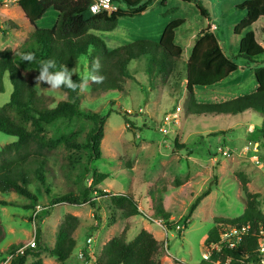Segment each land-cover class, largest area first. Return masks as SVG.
I'll list each match as a JSON object with an SVG mask.
<instances>
[{
    "label": "rangeland",
    "instance_id": "obj_1",
    "mask_svg": "<svg viewBox=\"0 0 264 264\" xmlns=\"http://www.w3.org/2000/svg\"><path fill=\"white\" fill-rule=\"evenodd\" d=\"M161 1L150 0L142 16L120 19L114 30L93 34L103 41L107 50H113L138 40L158 42L168 23L183 19L184 25L176 32L177 40L183 46V61L177 70L154 78L145 72L146 62L142 59L129 67L132 78L125 81L126 95L110 92L97 97L90 92V85L85 92H79L81 108L105 117L102 157L89 165L97 172L108 175L98 189L109 194L132 190L140 215L124 218L121 211L110 203L108 196L95 192L91 194V199L97 203V212L94 206L88 204L55 205L39 223L42 242L52 249L64 217L68 214L77 217L79 226L74 233L77 244L72 256L61 263L47 250L41 252L38 258L27 256L25 264L37 261L41 264H94L103 246L111 238L119 236L125 227L127 242L132 241L142 229L153 233L154 238L161 241L160 264H198L203 261L202 255L211 251L204 244L206 234L212 227L223 226L215 219L230 220L240 216L247 194L259 195L260 208L264 213V140L256 132L248 131L250 125L254 126L253 130L260 129L261 115L249 111L236 116H188L183 109L186 101L183 63L188 59L195 36L207 27L212 28L224 54L234 59L237 71L218 87L196 88L195 101L220 103L255 91L253 70L256 65L235 58L246 32H241L239 36L234 34V28L246 17L237 8L248 0H165L163 7ZM56 18V12L49 9L36 27L50 29ZM5 27L8 32L4 35L2 28ZM250 31L264 48V17L259 18ZM32 32L33 28L16 4L0 7V52H19ZM258 61V65H264V56ZM87 63V57H81L72 70L73 76L83 78L87 75ZM23 75L38 95L53 102L49 107L67 100L61 89L51 90L46 84L36 86L34 77L38 72H23ZM3 82L5 90L0 93V107L8 102L12 91L7 75ZM177 108H180V119L178 121L176 117L178 122L170 126L172 131L163 142L164 136L158 128L163 117ZM22 124L31 129L30 123ZM92 127V121L77 117L67 124L58 122L44 128L42 135L46 138L63 135L84 144ZM15 141L16 138L0 133V147ZM174 141L183 148L174 147ZM87 157L85 149H67L63 145L53 149L47 155L52 169V175L46 179L49 194L35 180L28 187L37 197L35 208H30V201L22 196L14 193L3 195L15 206L0 205L5 231V238L0 242V260L5 258V251L10 245L24 246L34 239L35 219L53 195L69 191L80 194L84 187L90 186V179H83ZM241 175L246 177V192L241 188ZM213 176H216V182L209 195L188 217L191 204L208 188ZM159 198L170 226L163 220L152 218V207ZM94 215L99 217L98 222L94 220ZM213 247L218 249L217 245Z\"/></svg>",
    "mask_w": 264,
    "mask_h": 264
},
{
    "label": "trees",
    "instance_id": "obj_2",
    "mask_svg": "<svg viewBox=\"0 0 264 264\" xmlns=\"http://www.w3.org/2000/svg\"><path fill=\"white\" fill-rule=\"evenodd\" d=\"M161 1V7L164 6ZM186 1V0H184ZM118 5V10L111 14L103 13L92 15L88 11L91 0H20L18 8L23 13L29 25L33 28L32 34L24 42L19 52L8 50L0 52V93H3L5 75L11 86L8 102L0 107V133L16 138V141L0 147V205L15 206V203L4 199L3 195L14 193L30 201L31 207L38 205L36 195L29 190L32 180L39 182L49 194L47 176L52 175L47 155L55 148L63 145L67 149H85L88 153L87 165L84 167V177L91 181L89 187H84L81 193L69 191L62 195H53L50 203L42 207L41 214L36 217L35 247L26 249L22 254L13 258L11 264H25L27 256L38 258L41 252L47 251L61 263L67 261L76 247L74 233L79 226V220L70 214L64 217L56 235L52 249H48L42 242V233L39 223L48 216L52 207L59 204L92 205L97 212L96 201L91 199L92 193L104 194L109 197L110 203L116 207L124 218L129 219L140 215L138 202L132 190L109 194L98 189L108 175L97 172L89 167L93 161L101 159V141L104 137L105 117L90 109L79 106V90L72 92L61 89L67 100L53 102L37 94V90L24 78L23 72L39 70V61L54 59L56 68L60 70L66 66L74 70L81 57H87V69L97 58L100 61L98 75L105 77L101 84H90V92L99 97L110 92L126 95L124 84L126 79L132 78L129 67L135 61L142 59L146 62L145 72L149 76L157 77L160 74L169 75L177 70L183 55V46L176 37L177 30L185 23L183 19L171 21L164 28L158 42L138 40L127 45L107 50L103 41L93 32H110L114 30L120 19H132L142 16L150 0H112ZM53 9L57 18L52 28L38 29L36 23L45 13ZM238 11L244 12L246 17L234 28V34L244 33L238 46L235 58H242L248 64H255L253 76L256 82L254 92L229 101L220 103H197L194 99L196 88H211L228 80L237 71L234 59L229 58L222 51L219 42L210 27L201 29L195 36L190 47L188 59L183 63L182 78L186 101L183 109L188 116H236L245 112H256L261 115V127L256 132L264 140V65H258L259 58L264 56V48L256 41L250 28L261 17H264V0H248L238 6ZM7 23H5L6 25ZM8 28H2L5 35ZM34 53L36 60L27 63L22 55ZM155 73V74H153ZM79 83L81 77L72 76ZM122 113L121 110H119ZM127 114V113H123ZM77 117H84L92 121L93 127L86 135L84 144L76 143L72 138L63 135L46 138L42 135L44 128L61 122L67 124ZM126 126L129 123L125 118ZM22 123H30L28 130ZM174 147L183 148L174 141ZM241 188H246V177H239ZM216 176L209 183L208 188L191 204L187 216L189 217L198 204L209 195ZM258 194H247L244 200V209L240 216L234 219H215L216 223L230 225L235 233L226 235L221 240L222 231L212 227L204 239V244H221L219 251H213L209 261L198 264H245L258 260V243L264 238V213L261 211ZM152 218L163 220L170 226L168 215L162 207V199L152 207ZM94 220L99 217L94 215ZM127 227L117 237L111 238L102 248L94 260V264H160L159 255L161 241L156 240L152 233L142 229L132 241H126ZM5 238V231L0 214V242ZM239 238V239H238ZM23 244L10 245L5 254L14 253ZM33 264H41L37 261Z\"/></svg>",
    "mask_w": 264,
    "mask_h": 264
},
{
    "label": "clouds",
    "instance_id": "obj_3",
    "mask_svg": "<svg viewBox=\"0 0 264 264\" xmlns=\"http://www.w3.org/2000/svg\"><path fill=\"white\" fill-rule=\"evenodd\" d=\"M104 6L107 8L108 3L105 2ZM91 10L93 14H96L98 12V7L93 5ZM21 58L27 63H32L36 60L35 54L31 52L23 54ZM55 68L56 61L54 59L39 61L38 75L34 77L35 85L40 86L41 84H46L51 90L68 89L72 92H76L77 90H79V92H85L90 83L101 84L105 79V77L97 74L100 69V61L98 58L92 62L89 73L85 75L79 83L72 79L73 72L66 66L58 71L54 70ZM10 259L11 257H9V260Z\"/></svg>",
    "mask_w": 264,
    "mask_h": 264
},
{
    "label": "built area",
    "instance_id": "obj_4",
    "mask_svg": "<svg viewBox=\"0 0 264 264\" xmlns=\"http://www.w3.org/2000/svg\"><path fill=\"white\" fill-rule=\"evenodd\" d=\"M19 1L20 0H0V7L5 8V7L11 6L12 4L17 5V3ZM105 2L108 3L107 8H105V6H104ZM93 5H96L98 7V12L96 14H93V12L91 10ZM117 10H118V5L113 3L112 0H91V3L88 7V11L92 15H99V14H103V13L111 14L113 12H116ZM179 111H180V108H177L175 111L168 113L167 115H165L163 117L162 125L158 128L159 133L164 136L163 142H165V137L172 131L170 129V126L174 125L175 124L174 122L179 121V119H180V118L178 119V117H179L178 112ZM176 117H177L178 121H175ZM89 183H91V181ZM222 225L223 226L218 227L222 231V234L220 235L221 240H223L224 237H226V235L228 236V235L235 233L234 227H232L230 225H225V224H222ZM221 244H222V242H220L219 244H216V243L212 244L211 243L208 246L211 251L208 254H203L201 257L202 260L203 261H209L211 253L213 251H219L221 249ZM215 245L218 246V249L213 247ZM34 247H35V238L32 239L31 241H29L26 245L20 247V249L18 251H16V254L15 253L7 254L4 259L0 260V264H6V262H7V264H11L14 257H16L19 254H22L26 249L34 248ZM258 254H259L257 256L258 260L256 262L250 261V262H247L245 264H264V238L260 239V241L258 243ZM9 257H11L10 260H9Z\"/></svg>",
    "mask_w": 264,
    "mask_h": 264
},
{
    "label": "crops",
    "instance_id": "obj_5",
    "mask_svg": "<svg viewBox=\"0 0 264 264\" xmlns=\"http://www.w3.org/2000/svg\"><path fill=\"white\" fill-rule=\"evenodd\" d=\"M211 30H212V28H211ZM160 37V36H159ZM221 47V46H220ZM222 49V48H221ZM189 51H190V49H189ZM189 51H188V53H189ZM221 84H223V83H221ZM221 84H219V85H217V86H214V87H218V86H220ZM242 115H244V113L242 114ZM250 127V129H248V131H252L253 129H254V126L253 125H250L249 126ZM153 234V233H152Z\"/></svg>",
    "mask_w": 264,
    "mask_h": 264
}]
</instances>
